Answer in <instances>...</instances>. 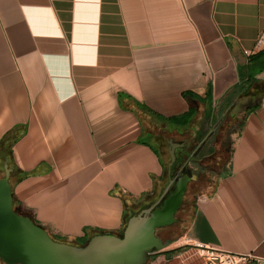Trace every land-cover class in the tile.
<instances>
[{
  "label": "crops",
  "instance_id": "obj_1",
  "mask_svg": "<svg viewBox=\"0 0 264 264\" xmlns=\"http://www.w3.org/2000/svg\"><path fill=\"white\" fill-rule=\"evenodd\" d=\"M263 30L264 0H0V179L11 167L19 208L53 235L120 234L125 212L169 183L168 138L144 134L140 109L228 113L239 122L215 191L197 193L156 259L191 264L206 248L264 260V64L251 61ZM192 131L172 177L213 147L215 128Z\"/></svg>",
  "mask_w": 264,
  "mask_h": 264
},
{
  "label": "water",
  "instance_id": "obj_2",
  "mask_svg": "<svg viewBox=\"0 0 264 264\" xmlns=\"http://www.w3.org/2000/svg\"><path fill=\"white\" fill-rule=\"evenodd\" d=\"M183 145L169 140V183L160 198L133 215L122 235L97 234L84 245L58 242L33 219L15 212L12 169L5 165V176L0 179V260L4 264H147L168 246L159 230L177 222L188 185L197 179L195 174L172 177L176 150Z\"/></svg>",
  "mask_w": 264,
  "mask_h": 264
},
{
  "label": "trees",
  "instance_id": "obj_3",
  "mask_svg": "<svg viewBox=\"0 0 264 264\" xmlns=\"http://www.w3.org/2000/svg\"><path fill=\"white\" fill-rule=\"evenodd\" d=\"M251 61H253V62L256 61V62H259L260 65H263L264 64V49L261 52H259L255 57H253V59H251ZM263 71H264V67H261L260 72H263ZM255 76L256 75H251V74L249 75L248 90L252 88L253 82L255 81ZM238 87H239V89H242V87L240 85ZM140 110L143 113V116L140 113H138V115H139V118H141V120H142L144 134L147 135L149 138H154V139L159 140V141H160V139H158V138H160V137H170V135H174V134L179 135V136L184 135L183 133H181L177 129H174V126H180L182 128L184 127L185 128L184 133H187V134L192 133V128H193L195 121L197 119V110L195 108H191V110L182 117H172L169 119H165V118L153 113L150 110H146V109H140ZM207 119L209 120V122L212 125L220 120V119H218V117H216V113H213V114L210 113ZM221 120L222 121H220L219 128L215 132V136L217 138V143L219 140L222 141V137L223 138L226 137L225 133H227L228 128H230L232 123L234 122V118L228 113L225 114L221 118ZM169 125L173 126L171 132L167 129V127ZM205 136H206V133L203 134V136L201 138L203 139ZM226 139H227V137H226ZM226 139L225 138L223 139L222 144L218 143L220 146L215 145L214 147H212L211 150L208 152V155L203 159L202 163L205 166L209 165L211 167V169L213 170L214 175H211L207 172L205 173L203 171L192 173V174H195L198 178L196 180L192 181L188 185V189H187V192H186L185 197H184V202H183L181 208L179 209L178 213L176 214L177 222L175 224L169 226V227H166L164 229L159 230L160 231L159 235L164 241H166L168 243L175 241L188 228L189 224L191 223V218H192V216L194 214V210H195V205H194L195 196L197 195L198 192H200L199 190L197 191L198 188L200 189V188L207 187V189L210 190L208 195L212 194L215 191L216 183H217V179H218L216 174H219L224 169L226 163L230 160L231 155H232L231 143ZM189 160H192V159L189 158ZM11 165H12V163H11ZM175 165H176V163H175ZM195 167H197L196 162H195ZM9 168H11V167H9ZM14 171L16 172L17 169L14 168ZM183 174L189 175L191 173L186 170V173H183ZM164 176H167L166 172L164 173ZM26 177H27L26 174H22L18 178V181H21V180L25 179ZM190 196H193V199H190L189 198ZM13 208H14L16 213L23 215V216H28L32 219L31 215L23 212V210H21L19 208L18 203L16 202L14 197H13ZM127 208L128 207H126V205H125V211H127ZM144 208H148V207H143V209ZM141 210H139L137 212H133L130 215L125 212L124 227H123L122 232L119 235L123 234V231L126 228L128 220L133 215L139 214L141 212ZM180 216H186L185 220L183 219L180 221V219H179ZM180 224H181L180 230L178 232H175V233L172 232V230H173L172 228L179 226ZM97 234H104V232H98L95 235H97ZM50 235L54 240H56L58 242H65V243H69L72 245H84V244H81L79 242H74V243L69 242L66 238L58 237L56 235H53L52 233H50ZM95 235H93V236H95ZM93 236H91V238ZM172 252H175V251H172Z\"/></svg>",
  "mask_w": 264,
  "mask_h": 264
},
{
  "label": "rangeland",
  "instance_id": "obj_4",
  "mask_svg": "<svg viewBox=\"0 0 264 264\" xmlns=\"http://www.w3.org/2000/svg\"><path fill=\"white\" fill-rule=\"evenodd\" d=\"M220 120L219 121H217L215 124H213V125H211V123L209 122V120L208 121H206V119L204 118V116L203 115H201V117L199 118V119H197L196 120V128H198V130H200L201 132H204V134L206 133V132H209V130H213L214 128H215V131L219 128V125H220V121H222L221 120V118H220V116L218 117ZM238 122H239V120H237V119H235V121L232 123V125H231V127L230 128H228V130H227V133H225L226 134V137H227V139H228V141H230L231 140V138H232V135L234 134L233 132L236 130V128H237V125H238ZM172 128H173V126L172 125H169L168 127H167V129L171 132L172 131ZM184 135H182V136H179V135H170L171 137H173V138H175V140H181V139H184V140H186V141H191L190 143H189V146L186 148V149H184V150H182L181 151V153H180V156H182L184 153H186V152H191L192 151V149L194 148V147H196V145H197V139L198 140H200V138H199V136H197V134H195V132H193L192 131V133H183ZM214 134H215V132H214ZM214 134H213V142L210 140L209 141V143L208 144H210V145H212L213 147L216 145V146H220L218 143H220V144H222V141H223V139L225 138L226 139V137H222V141H218V143H217V138H216V136H214ZM164 138H168V137H164ZM226 139V140H227ZM215 140V141H214ZM176 143V142H175ZM207 144V145H208ZM207 145H206V147H207ZM168 147L166 146V145H164V148H163V155H164V158L166 159V161H167V165H168V163L170 162V156H169V154H168ZM203 154H205V156H207L208 155V149L206 150H204L203 151ZM203 156V155H202ZM203 160V159H202ZM195 167V166H194ZM188 172H190L191 174L192 173H195V172H199V171H203V172H207V173H209V174H211V175H214L213 174V170L211 169V167L208 165V166H205L202 162L200 163V167H198V169H197V167H196V169H194V168H187L186 169ZM207 175V174H206ZM199 191H200V193L202 192L203 194H206V193H209L210 192V190H208L207 189V187H205V188H200L199 189ZM190 199H193V196H190L189 197ZM185 218H186V216H180V221L181 220H185ZM180 228H181V224L179 225V226H176V227H174V228H172L173 230H172V232H178L179 230H180ZM159 234H160V231H159ZM165 249H167V247L165 248ZM164 250V249H163ZM161 253H157V254H155V255H153L152 257H153V260L152 259H150L149 261H148V263L147 264H187L186 262H184L182 259H180V258H174V257H172V258H170V259H165V260H159V259H156V257L158 256V255H160ZM190 264V263H189ZM191 264H205V262H204V260L203 259H199L198 261H197V259L195 260V261H193ZM226 264H228V263H226ZM237 264H251L250 262H243V261H241V262H238Z\"/></svg>",
  "mask_w": 264,
  "mask_h": 264
},
{
  "label": "built area",
  "instance_id": "obj_5",
  "mask_svg": "<svg viewBox=\"0 0 264 264\" xmlns=\"http://www.w3.org/2000/svg\"><path fill=\"white\" fill-rule=\"evenodd\" d=\"M264 45V30L261 32L257 47ZM198 252V260L203 259L205 264H237L238 262H250L251 264H264V260L255 257L254 255H235L224 251L212 250V249H200ZM197 259V253L193 254Z\"/></svg>",
  "mask_w": 264,
  "mask_h": 264
},
{
  "label": "flooded vegetation",
  "instance_id": "obj_6",
  "mask_svg": "<svg viewBox=\"0 0 264 264\" xmlns=\"http://www.w3.org/2000/svg\"><path fill=\"white\" fill-rule=\"evenodd\" d=\"M170 139H172L174 142H176V143H179V144H184L183 145V147L182 148H177V150H176V155H177V159H176V161H178V156L180 155V153H181V151L182 150H184V149H186L188 146H189V143L191 142V141H186V140H184V139H181V140H175V138H173V137H168V139H167V141H168V144H167V147H168V153H169V140ZM176 163V162H175ZM175 168V164H174V166H173V168H172V173H173V169ZM189 175H192V174H189ZM198 178V177H197ZM192 182V181H191ZM190 182V183H191ZM189 183V184H190ZM174 189H171V191L167 194V195H169L172 191H173ZM199 190V188L197 189V191Z\"/></svg>",
  "mask_w": 264,
  "mask_h": 264
}]
</instances>
